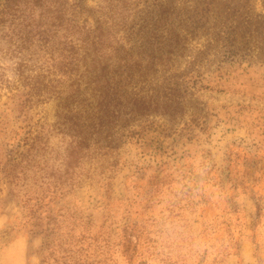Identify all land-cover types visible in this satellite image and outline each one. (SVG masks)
Wrapping results in <instances>:
<instances>
[{
  "label": "rangeland",
  "instance_id": "rangeland-1",
  "mask_svg": "<svg viewBox=\"0 0 264 264\" xmlns=\"http://www.w3.org/2000/svg\"><path fill=\"white\" fill-rule=\"evenodd\" d=\"M0 264H264V0H0Z\"/></svg>",
  "mask_w": 264,
  "mask_h": 264
},
{
  "label": "trees",
  "instance_id": "trees-1",
  "mask_svg": "<svg viewBox=\"0 0 264 264\" xmlns=\"http://www.w3.org/2000/svg\"><path fill=\"white\" fill-rule=\"evenodd\" d=\"M80 91H78L77 93L79 94Z\"/></svg>",
  "mask_w": 264,
  "mask_h": 264
}]
</instances>
